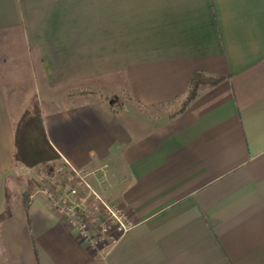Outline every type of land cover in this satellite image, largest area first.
Listing matches in <instances>:
<instances>
[{"label": "crops", "instance_id": "crops-1", "mask_svg": "<svg viewBox=\"0 0 264 264\" xmlns=\"http://www.w3.org/2000/svg\"><path fill=\"white\" fill-rule=\"evenodd\" d=\"M196 71L225 78L172 115ZM34 97L58 161L133 221L112 243L42 184L7 210L11 177L42 173L15 159ZM6 211L0 264H264V0H0Z\"/></svg>", "mask_w": 264, "mask_h": 264}, {"label": "built area", "instance_id": "built-area-1", "mask_svg": "<svg viewBox=\"0 0 264 264\" xmlns=\"http://www.w3.org/2000/svg\"><path fill=\"white\" fill-rule=\"evenodd\" d=\"M73 176L78 180L79 185L67 192H64V190L61 194L44 179L43 174L39 176V179L42 181V191L53 201L54 206L59 209L66 222L82 240L86 241L91 247L98 248L102 240L109 237L113 242L133 226V221L128 218L122 209L105 201L96 192L86 180L83 172L74 170ZM89 198L96 202L97 209L104 210L106 221L102 225L92 224L91 217L88 216L87 219L85 216L86 210L91 213L90 202H87ZM98 227L99 231L97 230Z\"/></svg>", "mask_w": 264, "mask_h": 264}, {"label": "trees", "instance_id": "trees-1", "mask_svg": "<svg viewBox=\"0 0 264 264\" xmlns=\"http://www.w3.org/2000/svg\"><path fill=\"white\" fill-rule=\"evenodd\" d=\"M225 76L208 75L201 71L192 74L186 92L176 99H181V106L174 110L173 114L183 111L193 100H195L204 86L219 84ZM84 92H98L96 90H84ZM128 100H133L130 94L123 93ZM15 159L21 165L32 168L39 164L47 165L52 161L60 159L59 154L50 144L44 120L37 98H32L29 107L22 114L15 128ZM35 188H30L23 199L24 211L28 214L29 201ZM11 212H4L0 220Z\"/></svg>", "mask_w": 264, "mask_h": 264}, {"label": "rangeland", "instance_id": "rangeland-1", "mask_svg": "<svg viewBox=\"0 0 264 264\" xmlns=\"http://www.w3.org/2000/svg\"><path fill=\"white\" fill-rule=\"evenodd\" d=\"M203 88V87H202ZM201 88V89H202ZM120 96H111V98L118 99L117 102L120 103ZM123 98V97H122ZM109 99V98H108ZM179 104L178 106H181V99L176 103ZM39 170L42 172L41 174L44 175V179L49 182V184L58 191L59 194H61L64 190V192H67L68 190L77 187L78 180L71 176L70 171L66 169L65 166L62 165L60 161H52L48 163L47 165L39 164ZM36 166V168L38 167ZM29 176L25 175H13L9 181V190H8V208L7 210H11L14 208L15 203L18 199H24V197L27 195L30 188H37L38 185L41 184V180L38 179L36 181L35 179H32L31 176L36 175L35 171L29 170L28 171ZM40 174V175H41ZM51 182V183H50ZM87 195V194H84ZM87 202H90V211L86 210V218L88 219V216L92 219V224L94 225H102L103 222H105V213L102 209H97L96 202H93L90 198L87 200ZM99 231V227L97 228ZM97 231V234H98ZM96 233V232H95ZM115 234V233H114ZM117 236V234H115ZM109 243H112V239L107 237L105 240H102L100 242V245H107Z\"/></svg>", "mask_w": 264, "mask_h": 264}]
</instances>
